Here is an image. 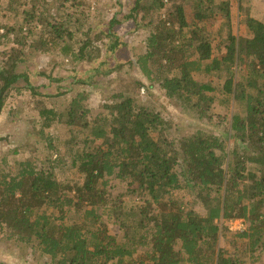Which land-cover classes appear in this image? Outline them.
Returning a JSON list of instances; mask_svg holds the SVG:
<instances>
[{"label":"trees","instance_id":"trees-1","mask_svg":"<svg viewBox=\"0 0 264 264\" xmlns=\"http://www.w3.org/2000/svg\"><path fill=\"white\" fill-rule=\"evenodd\" d=\"M193 2L189 23L181 5L163 15L164 0H133L128 15L112 18L106 32L86 26L80 16L71 24L73 15L53 23L39 14L42 32L36 41L29 26L38 1L22 11L25 23L18 29L27 31L29 50L58 48L73 63L63 90L45 95L71 98L64 108L41 109L40 131L53 123L83 132L80 148L69 155L81 182L64 186L45 163L39 167L33 160L19 163L15 176L0 174V238H14L45 264H246L264 255V24L248 18L249 36L238 40L231 32L229 1ZM140 12L147 15L140 17ZM215 12H221L228 29L221 58H213L203 33L202 24ZM128 22L148 32L144 53L131 61L144 86L157 85L181 110L197 112L221 132L171 139L173 123L128 91L112 90V100L91 116L84 90L99 87L125 64L117 55L123 42L113 30ZM25 55L12 49L4 57L0 114L12 91L42 96L44 87L30 80L42 75L19 72ZM82 63L88 69L78 71ZM110 84L103 88L109 91ZM216 93L240 109L228 124L224 118L211 121ZM111 179L126 191L110 193ZM186 189L205 216L171 200L174 192ZM124 197L137 203L126 207ZM236 220L243 227L231 232L227 223ZM108 224L119 234L110 235ZM221 240L229 249L220 247ZM144 249L145 258L133 260Z\"/></svg>","mask_w":264,"mask_h":264},{"label":"rangeland","instance_id":"rangeland-1","mask_svg":"<svg viewBox=\"0 0 264 264\" xmlns=\"http://www.w3.org/2000/svg\"><path fill=\"white\" fill-rule=\"evenodd\" d=\"M32 0H0V68L3 66L7 52L12 49L21 50L26 63L19 67V72L40 73L38 79L30 77L33 86L44 87L40 89L42 96L35 97L28 91H12L9 99H6L4 107L0 114V174L15 176L20 166L19 163L26 160L38 161L36 165L45 163V168L51 170L58 183L62 185H74L81 182V176L71 164L69 157L71 151L80 148V140L84 137L80 129L69 128L62 124H49L40 131L41 109H51L53 107H63L71 96L63 98H47L45 95H55L59 93L69 82L66 79L70 73L73 63L70 59L63 58L58 48L49 47L46 53L33 52L29 50L30 39L26 38L27 31L21 32L18 27L25 23L22 11L30 10ZM36 15L31 21L30 28L35 31L33 40L36 41L40 32L38 15L50 19L57 23L62 18L73 15V21H77V16L83 17L85 25L90 28L103 27V31L108 30V23L112 18L122 20L128 15L129 5L133 0H37ZM194 0H164L163 15L173 11L175 5H181L186 19L192 22ZM229 1L231 32L240 39L249 36L245 27L248 18H254L264 24V0H215V3ZM214 17L206 20L204 26V36L208 37L213 48V58H221L224 55V40L227 36L228 29L224 27V20L221 12H215ZM147 14L140 12V17ZM75 20V21H74ZM82 21V20H81ZM134 23L128 22L120 24L113 31L121 37L124 45L122 51L117 52L118 58L125 63L122 68L113 72L109 78L102 79L100 86L84 90L87 95V108L91 116L101 111V106L105 102L111 101L114 94L112 90L128 91L136 96L140 103L150 112L156 113L173 123L171 139H181L190 136L196 132L219 133L221 130L209 125L204 119H199L197 112L181 110L173 100L166 98L165 94L157 85L150 87L148 83L144 86V78L135 65L131 63L137 55L144 53V41L148 35L146 29H134ZM10 29V32L8 30ZM43 34H45L43 32ZM16 39V40H15ZM223 44V45H222ZM221 49H216L217 46ZM96 47V46H95ZM101 51L103 45L98 46ZM50 48L57 50L52 52ZM5 54V55H4ZM104 51L102 52V55ZM131 63V64H130ZM208 63V62H206ZM204 63V64H206ZM76 67L79 69H88L85 63ZM243 69V67L241 68ZM241 73V72H240ZM223 77V74H220ZM240 75V74H239ZM238 75V77H239ZM48 77H53L55 81L49 82ZM238 79V78H237ZM57 80H60L59 82ZM215 81H222V78H215ZM110 84V89L105 90L103 87L106 83ZM103 83V84H102ZM139 85L141 87H139ZM83 88H80L82 90ZM221 93H216L215 101L211 106V115L214 123L224 118L222 121L226 124L230 120L233 112H240L232 99L227 102ZM67 99V100H66ZM64 108V107H63ZM228 124V122H227ZM40 167V166H39ZM109 189L114 194L124 193L125 185L121 182L111 179ZM195 198L194 194L186 190L174 192L171 200L182 203L186 208L195 211L200 216H205V211L200 203L193 205L191 201ZM125 206L129 207L137 203L133 197H124ZM192 204V205H191ZM127 209V208H126ZM241 223V224H240ZM231 232L240 230L243 227L241 220L227 223ZM110 235L119 234L117 226L108 224ZM220 247L229 249L228 244L221 240ZM148 249L139 250L133 257L137 262L145 258ZM0 262L6 264H45L44 261H38L35 253L27 248L24 244L18 243L14 238L8 235L0 238ZM246 264H264V255L256 259H247Z\"/></svg>","mask_w":264,"mask_h":264},{"label":"built area","instance_id":"built-area-1","mask_svg":"<svg viewBox=\"0 0 264 264\" xmlns=\"http://www.w3.org/2000/svg\"><path fill=\"white\" fill-rule=\"evenodd\" d=\"M241 224V223H240Z\"/></svg>","mask_w":264,"mask_h":264}]
</instances>
